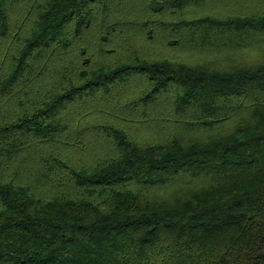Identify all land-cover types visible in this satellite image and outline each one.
<instances>
[{
    "label": "trees",
    "instance_id": "obj_1",
    "mask_svg": "<svg viewBox=\"0 0 264 264\" xmlns=\"http://www.w3.org/2000/svg\"><path fill=\"white\" fill-rule=\"evenodd\" d=\"M0 264H264V0H0Z\"/></svg>",
    "mask_w": 264,
    "mask_h": 264
}]
</instances>
